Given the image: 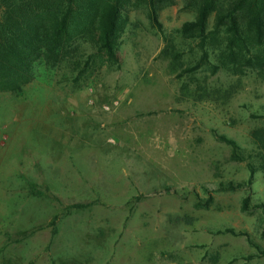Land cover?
<instances>
[{
  "label": "rangeland",
  "instance_id": "rangeland-1",
  "mask_svg": "<svg viewBox=\"0 0 264 264\" xmlns=\"http://www.w3.org/2000/svg\"><path fill=\"white\" fill-rule=\"evenodd\" d=\"M240 1L202 32L204 0H124L116 59L76 32L0 92V264H264V26Z\"/></svg>",
  "mask_w": 264,
  "mask_h": 264
},
{
  "label": "trees",
  "instance_id": "trees-1",
  "mask_svg": "<svg viewBox=\"0 0 264 264\" xmlns=\"http://www.w3.org/2000/svg\"><path fill=\"white\" fill-rule=\"evenodd\" d=\"M254 14L256 22L264 26V10L259 0H241ZM234 7V13L241 6ZM124 0H0V92L20 91L35 77L36 67L54 66L63 59L71 42V35L84 31L116 59L119 20ZM218 6V0H204L196 21L184 24V29L197 28L204 32L209 13ZM152 15L157 22L156 9ZM233 19V32L237 35L238 22ZM221 138L238 148L235 140ZM241 184L220 183V190L236 189ZM87 204H75L86 207ZM243 209H248V200Z\"/></svg>",
  "mask_w": 264,
  "mask_h": 264
}]
</instances>
